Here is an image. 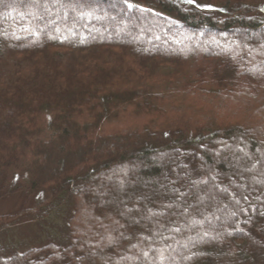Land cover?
<instances>
[{"label":"trees","instance_id":"obj_1","mask_svg":"<svg viewBox=\"0 0 264 264\" xmlns=\"http://www.w3.org/2000/svg\"><path fill=\"white\" fill-rule=\"evenodd\" d=\"M17 193L0 264H264V0H0Z\"/></svg>","mask_w":264,"mask_h":264},{"label":"rangeland","instance_id":"obj_2","mask_svg":"<svg viewBox=\"0 0 264 264\" xmlns=\"http://www.w3.org/2000/svg\"><path fill=\"white\" fill-rule=\"evenodd\" d=\"M238 101L240 103V99H237L235 103L238 104ZM141 165L143 166V163L140 164V167ZM23 198L24 196L19 193L0 198V213L19 209ZM50 232L53 233L54 230L52 229ZM49 233L33 220L22 218L17 225H13L9 231H6L7 236L0 230V246L7 247L6 250L10 248L11 250L9 251L11 252L14 249L23 251L30 246H39L42 243H46Z\"/></svg>","mask_w":264,"mask_h":264},{"label":"snow or ice","instance_id":"obj_3","mask_svg":"<svg viewBox=\"0 0 264 264\" xmlns=\"http://www.w3.org/2000/svg\"><path fill=\"white\" fill-rule=\"evenodd\" d=\"M188 2H189V3H192V2H193V0H188ZM128 6H129V7H132V5H131V4H129Z\"/></svg>","mask_w":264,"mask_h":264}]
</instances>
